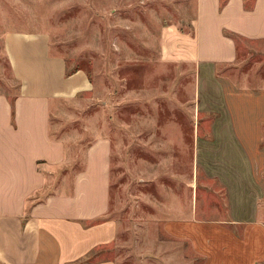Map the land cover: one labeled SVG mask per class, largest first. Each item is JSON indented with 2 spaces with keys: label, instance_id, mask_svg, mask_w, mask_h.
Wrapping results in <instances>:
<instances>
[{
  "label": "crops",
  "instance_id": "0c3cea01",
  "mask_svg": "<svg viewBox=\"0 0 264 264\" xmlns=\"http://www.w3.org/2000/svg\"><path fill=\"white\" fill-rule=\"evenodd\" d=\"M196 2L191 31L165 28L164 57L196 66L202 92L210 83L220 92L225 115L207 118L213 138L197 137L194 164L225 191L203 201H223L231 222L201 220L192 211L189 219H167L164 230L189 241L201 264H264V222L251 221L245 207L252 186L264 200V89L239 88L226 75L213 81L218 66L238 59L225 31L264 39V0L251 9L244 0L222 8L221 0ZM51 43L42 30L3 36L19 88L11 99L0 94V264H117L108 256L120 231L110 212L112 141L99 136L76 150L74 135L55 136V108L91 94L93 83L82 69L67 75V61ZM216 103L209 101L211 111Z\"/></svg>",
  "mask_w": 264,
  "mask_h": 264
},
{
  "label": "rangeland",
  "instance_id": "374dc122",
  "mask_svg": "<svg viewBox=\"0 0 264 264\" xmlns=\"http://www.w3.org/2000/svg\"><path fill=\"white\" fill-rule=\"evenodd\" d=\"M196 1L0 0V94L11 99L19 88L3 44L14 29L49 32L68 69L84 70L93 83L91 94L55 108L54 131L74 135L76 150L99 136L112 141L110 212L120 231L108 256L117 264H201L189 241L165 233L166 220L193 211L194 218L231 222L223 201H203L225 191L194 164L197 137L213 138L207 118L225 115L220 92L214 83L202 92L196 66L164 57L165 28L191 31ZM237 45L236 63L218 66L213 81L226 75L239 88L264 89V39ZM209 101L219 109L211 111ZM249 197V219L264 222L254 186Z\"/></svg>",
  "mask_w": 264,
  "mask_h": 264
},
{
  "label": "trees",
  "instance_id": "16d2710c",
  "mask_svg": "<svg viewBox=\"0 0 264 264\" xmlns=\"http://www.w3.org/2000/svg\"><path fill=\"white\" fill-rule=\"evenodd\" d=\"M244 1H245V7H246V8H248V9L253 8V6H254V5H253L254 0H244ZM226 3H227V0H221V2H220V7L222 8ZM225 34L228 35V36H230V37H232V38L235 40L236 45H237V41H239V38H243V37H241L240 35H238V34H236V33H231V32H229V31H225ZM237 47H239V46L237 45ZM73 72H74V71L69 70L68 67H67V72H66L67 75H68V74H71V73H73Z\"/></svg>",
  "mask_w": 264,
  "mask_h": 264
}]
</instances>
